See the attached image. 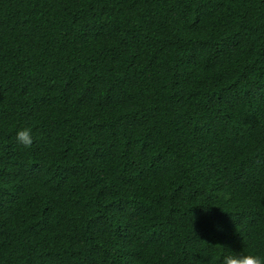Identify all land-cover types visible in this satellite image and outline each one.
<instances>
[{"label":"trees","instance_id":"1","mask_svg":"<svg viewBox=\"0 0 264 264\" xmlns=\"http://www.w3.org/2000/svg\"><path fill=\"white\" fill-rule=\"evenodd\" d=\"M245 249L264 257V0H0V264Z\"/></svg>","mask_w":264,"mask_h":264},{"label":"clouds","instance_id":"2","mask_svg":"<svg viewBox=\"0 0 264 264\" xmlns=\"http://www.w3.org/2000/svg\"><path fill=\"white\" fill-rule=\"evenodd\" d=\"M15 141L24 148H30L34 143L32 130L30 128L18 130ZM220 264H264V257L247 252L245 249L241 253L229 252L222 257Z\"/></svg>","mask_w":264,"mask_h":264}]
</instances>
